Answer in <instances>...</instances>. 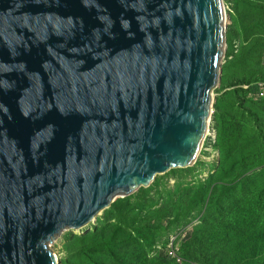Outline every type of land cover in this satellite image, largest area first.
<instances>
[{
	"label": "water",
	"instance_id": "1",
	"mask_svg": "<svg viewBox=\"0 0 264 264\" xmlns=\"http://www.w3.org/2000/svg\"><path fill=\"white\" fill-rule=\"evenodd\" d=\"M222 0H0V264L188 168L213 115Z\"/></svg>",
	"mask_w": 264,
	"mask_h": 264
},
{
	"label": "rangeland",
	"instance_id": "2",
	"mask_svg": "<svg viewBox=\"0 0 264 264\" xmlns=\"http://www.w3.org/2000/svg\"><path fill=\"white\" fill-rule=\"evenodd\" d=\"M222 3L227 16L223 28L224 56L218 80L209 92L213 115L196 161L188 168H175L156 175L147 186L115 195L85 227L63 231L47 245L55 264H85L84 261L89 264L88 254L100 264L112 240L122 239L114 227L125 231L141 229L148 220L154 228V237L143 249L146 259L155 262L162 256L181 263L179 244L199 224L201 209L191 210V221L184 225L183 220H176L175 216L165 214L163 218L160 208H170L176 201L183 200L187 189L202 187L201 192L204 191L210 174L219 167L218 140L229 134L255 139L258 134L252 127L254 124H260L264 133V104L253 103L246 93L232 94L235 90L242 92L240 88H254L264 75V0H222ZM222 127L225 128L223 133ZM101 227L105 230L86 237ZM79 237L85 239H77Z\"/></svg>",
	"mask_w": 264,
	"mask_h": 264
},
{
	"label": "trees",
	"instance_id": "3",
	"mask_svg": "<svg viewBox=\"0 0 264 264\" xmlns=\"http://www.w3.org/2000/svg\"><path fill=\"white\" fill-rule=\"evenodd\" d=\"M242 92L235 90L232 94L250 95L254 88ZM252 127L258 134L255 139L229 134L217 141L219 167L210 174L204 191L201 192L202 187L187 189L183 200L170 208H160L163 218L165 214L172 215L183 220L184 225L191 221V210L201 209L199 224L179 244L181 263L162 256L155 262L146 259L143 249L154 237V228L148 220L141 229L125 231L114 227L122 239L112 240L100 264H264V133L260 124ZM220 130L225 132L223 127ZM104 230L101 227L86 237ZM86 257L91 264H97L92 254Z\"/></svg>",
	"mask_w": 264,
	"mask_h": 264
},
{
	"label": "built area",
	"instance_id": "4",
	"mask_svg": "<svg viewBox=\"0 0 264 264\" xmlns=\"http://www.w3.org/2000/svg\"><path fill=\"white\" fill-rule=\"evenodd\" d=\"M247 89L244 88L243 90H247ZM248 97L250 100L254 102L264 101V80L260 81L258 84L254 86V92L250 94Z\"/></svg>",
	"mask_w": 264,
	"mask_h": 264
},
{
	"label": "bare ground",
	"instance_id": "5",
	"mask_svg": "<svg viewBox=\"0 0 264 264\" xmlns=\"http://www.w3.org/2000/svg\"><path fill=\"white\" fill-rule=\"evenodd\" d=\"M207 124H208V120L206 121V127H205V132H204V139H205L206 136H207V135H206V134H207V129H208ZM204 139H203V140H204Z\"/></svg>",
	"mask_w": 264,
	"mask_h": 264
},
{
	"label": "clouds",
	"instance_id": "6",
	"mask_svg": "<svg viewBox=\"0 0 264 264\" xmlns=\"http://www.w3.org/2000/svg\"><path fill=\"white\" fill-rule=\"evenodd\" d=\"M240 89H242V88H240ZM248 89H249V88H248ZM248 89H247V90H248ZM242 90H243V89H242ZM247 90H244V91H247ZM248 96H249V95H248ZM248 98H249V97H248Z\"/></svg>",
	"mask_w": 264,
	"mask_h": 264
}]
</instances>
